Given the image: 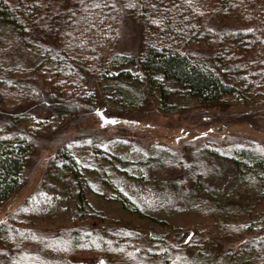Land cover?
Wrapping results in <instances>:
<instances>
[{"label": "trees", "instance_id": "16d2710c", "mask_svg": "<svg viewBox=\"0 0 264 264\" xmlns=\"http://www.w3.org/2000/svg\"><path fill=\"white\" fill-rule=\"evenodd\" d=\"M124 19L140 28L142 45L137 54L113 51ZM0 24L38 61L32 73L25 68L15 72L0 67V83L21 93L24 104L43 101L52 118L73 121L78 116V103L93 100V85L98 91L111 86L107 83L111 81L109 76L116 78L114 82L139 79L144 98L156 96L164 114L189 105L213 108L229 98L264 104V0H0ZM132 67L137 73L128 69ZM13 73L19 81L9 79L7 75ZM23 76L33 80L21 79ZM1 100L3 103V97ZM124 101L129 105L126 111L141 108L129 95ZM35 122L32 114L23 110L0 129V205L23 186L25 163L38 138L32 129ZM102 142L100 133L91 130H80L63 140L48 159L34 193L0 222V264L32 261L30 244L39 253L62 249L61 264L66 260L73 264L76 254L83 250L103 255L106 260L94 258L98 264L139 262L138 253L131 251L137 240L130 234L110 233L88 222L103 215L84 204L89 178H82V173L97 176L102 185H106L102 176H124L119 169V154L113 147L101 148ZM197 151L201 159H226L238 173L240 183L230 200H224L229 197L226 192L221 198L211 195L206 199L202 188L205 173L197 164L184 166L188 173L182 188L176 181L145 177L141 183L150 188L146 194L165 200L173 195L180 204L197 200L199 205L211 204L212 220L222 225L239 217L250 221L251 228L244 224L242 228L262 236L246 239L226 251L225 259L206 264H264V147L226 143L221 148L211 145ZM81 152L84 156L79 159ZM147 155L144 168L160 169L167 162L175 167L182 165L170 152ZM63 179L74 180L80 202L73 225L51 236L19 228L53 180ZM117 194L109 200L118 202L130 214H142L128 194ZM172 246L165 243L168 251ZM161 254L162 261L169 264V256ZM113 256L115 261L110 258Z\"/></svg>", "mask_w": 264, "mask_h": 264}, {"label": "rangeland", "instance_id": "374dc122", "mask_svg": "<svg viewBox=\"0 0 264 264\" xmlns=\"http://www.w3.org/2000/svg\"><path fill=\"white\" fill-rule=\"evenodd\" d=\"M141 45L139 26L130 19H124L119 25V37L113 51L137 54ZM37 62V57L25 52L0 24L1 70L13 68L17 72L25 68L32 73ZM128 69L133 74L137 73L133 67ZM7 76L11 81H19L17 73ZM35 76L32 77L36 79ZM109 77L107 78L111 81L116 79L114 76ZM24 78L23 76L21 79ZM111 81L107 82L110 87L108 85L100 91L94 89L95 85L91 87L93 91L90 97H93V100L91 103H78V116L73 121L52 118L43 101L35 104L22 103L21 93L0 83V97H3V103L2 100L0 103V129L10 122L13 115L26 110L36 121L32 129L37 131L38 137L25 163L23 186L0 205V222L34 193L41 182L48 159L63 140L76 136L80 130H91L100 133L103 138L101 148L113 147L114 152L119 154L121 158L119 169L124 176L122 178L116 174L102 176L106 184L102 185L97 176L82 173V178H89L87 182L89 189L85 188L84 204H90L92 209L103 215L100 220L88 222L101 230L105 229L119 235L130 234L132 240L136 239V248L131 251L138 253L139 262L133 264H165L161 253H165V257L169 256L167 257L169 264L211 263L225 259L223 255L226 251L246 239H257L262 236L247 228L243 229V224L249 227L253 224L241 217L234 218L225 225L212 220L211 204L199 205V200L191 204H180L173 195L166 200L149 196L146 194L150 191L149 186H142L141 181L146 179L145 177L157 181H176L182 188L188 173L184 166L197 164L205 173L202 188L207 193L206 199L211 195L221 198L223 192H226L229 197L224 200H230L232 192L240 183L238 173L233 171L226 159L215 157L201 159L197 150L211 145L221 148L226 143L237 147H264V104L259 105L256 101L235 102L229 98L213 108L202 109L196 105H189L188 108L164 114L159 110L157 102L159 100L156 96L144 98L139 79ZM127 95L139 101L140 110H125L129 106L124 101ZM149 152L154 157L170 152L180 159L182 165L178 164L175 167L173 163L167 162L160 169L156 166L144 168L143 161ZM83 156L81 152L77 158ZM89 168L92 169L93 166ZM117 192L128 194L141 207L142 214H130L123 210L118 202L109 200L117 198ZM37 201L35 209L24 216V223L19 224V228L32 229L42 232L44 236H51L73 225L80 203L76 199L74 180L63 179L60 182L53 180ZM262 234L264 236V233ZM166 242L173 245V250L168 251L165 247ZM32 247L30 244L32 252H29V259L32 261L18 264L62 263L59 258L64 254L62 249L56 248L39 253L37 247ZM76 256L73 264H98L95 257L105 259L103 255L89 250L79 251ZM110 258H114V261L116 259L115 256ZM64 264L70 263L66 260Z\"/></svg>", "mask_w": 264, "mask_h": 264}]
</instances>
